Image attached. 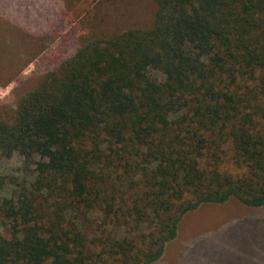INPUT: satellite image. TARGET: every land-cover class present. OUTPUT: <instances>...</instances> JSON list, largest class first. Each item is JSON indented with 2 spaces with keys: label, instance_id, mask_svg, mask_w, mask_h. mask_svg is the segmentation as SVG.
Here are the masks:
<instances>
[{
  "label": "trees",
  "instance_id": "trees-1",
  "mask_svg": "<svg viewBox=\"0 0 264 264\" xmlns=\"http://www.w3.org/2000/svg\"><path fill=\"white\" fill-rule=\"evenodd\" d=\"M151 1L79 21L0 118V264H152L198 205L264 207V0Z\"/></svg>",
  "mask_w": 264,
  "mask_h": 264
},
{
  "label": "rangeland",
  "instance_id": "rangeland-1",
  "mask_svg": "<svg viewBox=\"0 0 264 264\" xmlns=\"http://www.w3.org/2000/svg\"><path fill=\"white\" fill-rule=\"evenodd\" d=\"M152 6L151 0H0V118H10L18 100L37 84L42 63L79 33V21L86 24L97 15L100 29L109 34L143 26ZM18 164L17 155L0 156V176L9 178ZM152 264H264V207L235 198L198 205L182 216L175 238Z\"/></svg>",
  "mask_w": 264,
  "mask_h": 264
}]
</instances>
